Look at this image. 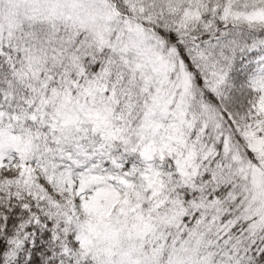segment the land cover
<instances>
[{
  "label": "trees",
  "instance_id": "1",
  "mask_svg": "<svg viewBox=\"0 0 264 264\" xmlns=\"http://www.w3.org/2000/svg\"><path fill=\"white\" fill-rule=\"evenodd\" d=\"M113 1L170 52L167 80L189 79L169 95L175 131L145 137L150 89L113 35L57 17L0 22V121L30 132L19 163H0V264H264L250 176L264 156V70L245 64L264 53V20L242 17L264 0ZM96 93L102 120L54 136L35 126L46 102L89 106Z\"/></svg>",
  "mask_w": 264,
  "mask_h": 264
},
{
  "label": "rangeland",
  "instance_id": "2",
  "mask_svg": "<svg viewBox=\"0 0 264 264\" xmlns=\"http://www.w3.org/2000/svg\"><path fill=\"white\" fill-rule=\"evenodd\" d=\"M114 4L113 0H0V10L2 9L0 17L5 18L0 19V22H13L20 17H27L32 21L57 17L68 23L78 22L96 33L103 41L110 39L113 35L111 39L114 41L116 51L120 52V57L125 63L139 68L138 78L146 83V89H150V96H147L146 101L151 104L147 108L148 114L145 115L143 126L146 132L145 137L152 132L160 138L161 142L166 141L170 139L168 133L175 131L169 124V120L175 117L172 115L175 111L173 107L175 101L169 95L172 97L175 94L173 90L180 82L179 94L184 95L189 79L186 74L179 72L176 81H168L166 71L171 66L170 52L163 49L161 42L159 44L154 40L151 29L146 27L143 29L130 21H121L112 9ZM242 17L248 20L263 21L264 11L247 12ZM259 48L264 51V42L257 43L253 50ZM248 63L252 65L254 73L262 72L264 53L245 61V64ZM257 102L259 107L264 109V93ZM88 103L89 106L86 104V106L79 107V104L66 108L63 102L58 107L46 102L39 111L35 126H48L50 136H54L55 132L78 118L88 117L97 121L102 120L106 115L108 97L97 93L92 94L88 98ZM167 117L169 119L166 121ZM27 135L29 136L30 132L23 128L22 123L14 121V124L8 127L4 120L0 121V163L8 165L19 163L21 159L18 158L19 154H27L30 150L24 144ZM173 140L177 138L174 137ZM260 152L264 155V147ZM260 165L262 169L251 167L250 176L256 190L257 206L262 211L260 219L264 221V156ZM185 180L187 181V178Z\"/></svg>",
  "mask_w": 264,
  "mask_h": 264
}]
</instances>
